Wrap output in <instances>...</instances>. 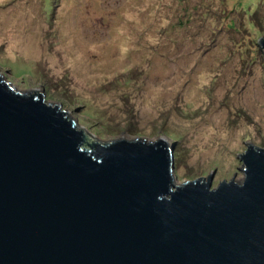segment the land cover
Instances as JSON below:
<instances>
[{
    "label": "rangeland",
    "instance_id": "1",
    "mask_svg": "<svg viewBox=\"0 0 264 264\" xmlns=\"http://www.w3.org/2000/svg\"><path fill=\"white\" fill-rule=\"evenodd\" d=\"M261 39L264 0H0L5 82L98 143L176 142L177 186L264 148Z\"/></svg>",
    "mask_w": 264,
    "mask_h": 264
},
{
    "label": "water",
    "instance_id": "2",
    "mask_svg": "<svg viewBox=\"0 0 264 264\" xmlns=\"http://www.w3.org/2000/svg\"><path fill=\"white\" fill-rule=\"evenodd\" d=\"M175 144L98 143L0 76V264H264V148L212 189L176 185Z\"/></svg>",
    "mask_w": 264,
    "mask_h": 264
},
{
    "label": "trees",
    "instance_id": "3",
    "mask_svg": "<svg viewBox=\"0 0 264 264\" xmlns=\"http://www.w3.org/2000/svg\"><path fill=\"white\" fill-rule=\"evenodd\" d=\"M81 149H82L83 151H87V152H92V151H93V148H90V147L85 146V145H84V142H83L82 145H81Z\"/></svg>",
    "mask_w": 264,
    "mask_h": 264
}]
</instances>
